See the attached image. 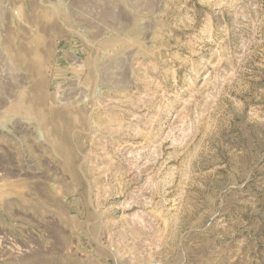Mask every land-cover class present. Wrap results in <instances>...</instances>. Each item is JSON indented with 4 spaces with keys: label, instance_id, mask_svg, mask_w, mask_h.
<instances>
[{
    "label": "rangeland",
    "instance_id": "374dc122",
    "mask_svg": "<svg viewBox=\"0 0 264 264\" xmlns=\"http://www.w3.org/2000/svg\"><path fill=\"white\" fill-rule=\"evenodd\" d=\"M0 264H264V0H0Z\"/></svg>",
    "mask_w": 264,
    "mask_h": 264
}]
</instances>
